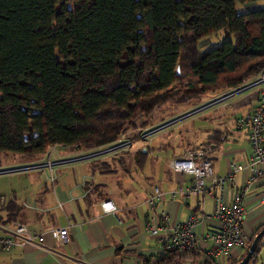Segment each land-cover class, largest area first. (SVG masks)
<instances>
[{"label": "trees", "instance_id": "16d2710c", "mask_svg": "<svg viewBox=\"0 0 264 264\" xmlns=\"http://www.w3.org/2000/svg\"><path fill=\"white\" fill-rule=\"evenodd\" d=\"M257 1L0 0V155L109 150L165 105L248 86L264 71V9L235 6ZM220 31L226 40L200 51ZM147 155L137 152L139 167ZM263 246L264 235L247 264ZM201 256L169 251L140 264H218Z\"/></svg>", "mask_w": 264, "mask_h": 264}, {"label": "crops", "instance_id": "0c3cea01", "mask_svg": "<svg viewBox=\"0 0 264 264\" xmlns=\"http://www.w3.org/2000/svg\"><path fill=\"white\" fill-rule=\"evenodd\" d=\"M252 84L238 94L258 87ZM260 91L254 90L237 101L234 109L241 110L239 117L257 105ZM238 94H232L229 98ZM128 134L124 136L126 147L94 153L65 148L57 151L60 147L51 149L56 152L47 156V164L36 166L37 169H47L44 186L38 185V190L23 199L25 201L13 197L3 207L5 217H0L2 224L18 223L32 234L43 235V242L34 239L29 246L0 252V264H140L142 259L154 263L161 256L160 237L164 229L185 223L192 213L199 217L213 213L216 190L212 196L182 198L181 192L189 188L192 178L187 174L175 173L168 166L170 160L182 155H173L166 164H148L151 152L141 146L130 148L132 143ZM213 134L211 138L216 137V141L212 145H206V141L199 147L187 150L209 146L213 172L218 177L226 176L233 165L246 166L236 174L234 185L224 188V201L230 203L233 195L243 188L250 177L248 132L221 127ZM140 136L144 138L147 135ZM138 151L148 154L147 162L142 167L136 164ZM126 161L129 162L128 166L123 164ZM113 164L123 169L120 181H111L105 175L119 174L111 169ZM205 185L209 187L210 180H206ZM155 191L159 192L160 198L150 204L149 199ZM172 193H177L176 197L173 198ZM263 195L264 179H260L250 186L244 197V231L247 238L264 225ZM104 202H110L115 207V215L102 211L101 204ZM8 206L11 207L9 212L6 210ZM153 225L162 227L157 237L149 234V228ZM60 228L67 230L68 241L64 245H59L48 235L49 230ZM215 229L214 220L206 221L202 228H196V233L204 236L197 248L202 254L199 262L204 261L207 252L214 249L210 234ZM243 254L244 248H234L231 257L222 259V262L239 261ZM262 254L264 246L256 264H264Z\"/></svg>", "mask_w": 264, "mask_h": 264}, {"label": "built area", "instance_id": "2783aa9c", "mask_svg": "<svg viewBox=\"0 0 264 264\" xmlns=\"http://www.w3.org/2000/svg\"><path fill=\"white\" fill-rule=\"evenodd\" d=\"M252 83L251 86H260L261 89L257 105L237 118L235 124L237 130L248 132V167L250 169L248 181L240 191L233 195L231 202L227 203L223 197L224 188L233 186L236 174L243 171L246 166L233 165L226 176H216L213 172V160L209 156V146L188 150L181 157L170 161L169 168L173 172L187 174L192 178L189 188L181 192L183 199L187 200L199 195L212 196L214 190H216V195L212 214L199 217L192 213L185 223L171 229L163 228L164 234L160 237L161 257L169 251L191 252L196 250L199 242L204 239V236L196 233V228H202L209 220L215 221L216 229L210 234L214 249L207 252V257L220 264L222 259L231 257V251L234 248L245 247L248 238L244 231L246 220L244 197L252 184L264 179V71ZM206 180H210L209 187L205 185ZM176 195L177 193L171 194L173 198ZM159 198V192L155 191L154 196L149 199V203L153 204V201ZM261 201H264V195ZM101 208L105 214L115 215L116 209L110 202L102 203ZM161 229L162 227L153 225L149 228V234L157 237L158 231ZM48 235L59 245H64L68 241L67 230L64 228L51 229L48 231ZM34 239L42 243L43 235L32 234L25 226L18 223L8 225L0 223V252H9L15 247L29 246Z\"/></svg>", "mask_w": 264, "mask_h": 264}, {"label": "rangeland", "instance_id": "374dc122", "mask_svg": "<svg viewBox=\"0 0 264 264\" xmlns=\"http://www.w3.org/2000/svg\"><path fill=\"white\" fill-rule=\"evenodd\" d=\"M235 9L239 14L260 11L264 9V0L242 5L236 4ZM224 40H226L225 32L220 31L200 42L199 49L203 52L208 51ZM244 88L212 94L199 103L169 104L161 107L149 120L150 125L147 129L141 132L136 131L135 134H128V139L132 143L130 148L134 149L140 146L148 148L151 152L148 164H166L173 155H175L174 157L181 156L188 151L187 149L199 147L207 139L214 136L213 132L219 131L221 127H228L231 131L236 130L235 120L239 117L241 110H235L234 105L243 95L260 89V86L251 88L243 94H238ZM232 94L238 95L229 98ZM140 134L147 136L142 138ZM134 137L137 139L134 140ZM125 140L123 136L118 147H126ZM51 149L48 150L46 155L35 160L8 154L0 155V217H5L3 207L13 197H16L18 201H25L23 199H27L38 190V185L44 186L45 180H47V169H37L36 166L47 164V156H51L56 152ZM60 149L58 148L57 151ZM52 161L55 162L56 159L53 158ZM128 163L126 161L123 164L128 166ZM33 167L36 168L33 170ZM111 169L119 174H105L106 177L111 178V181H120L123 176L121 174L122 167L113 164ZM261 256L263 259L264 254Z\"/></svg>", "mask_w": 264, "mask_h": 264}, {"label": "water", "instance_id": "95a60500", "mask_svg": "<svg viewBox=\"0 0 264 264\" xmlns=\"http://www.w3.org/2000/svg\"><path fill=\"white\" fill-rule=\"evenodd\" d=\"M264 235V228L262 229V231L255 237V239L253 240L252 244L250 245L248 252L245 256V258L239 263V264H247V262L250 260L251 256L254 253V249H255V245L257 243V241Z\"/></svg>", "mask_w": 264, "mask_h": 264}]
</instances>
